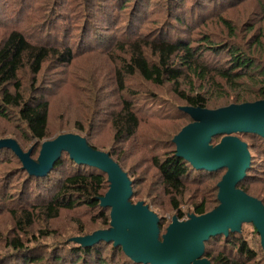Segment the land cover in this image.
<instances>
[{
    "label": "rangeland",
    "instance_id": "374dc122",
    "mask_svg": "<svg viewBox=\"0 0 264 264\" xmlns=\"http://www.w3.org/2000/svg\"><path fill=\"white\" fill-rule=\"evenodd\" d=\"M116 1L0 0V40L3 32L19 29L32 40L38 39L48 45L59 46L60 50L66 45L72 49L73 57L68 64L55 67L51 61L47 62L44 65V72H41L37 80L39 83L36 84L39 87L37 91H43L49 103V139L58 133L87 134L86 137L91 145L104 151H111L113 157L119 159L123 169L135 181L133 185L135 195L132 196L131 201L134 203L144 201L148 204L150 209L162 219V229H164L171 222V218L178 214V209L172 207L170 196L162 191L151 159L156 155L163 156L174 148V145H170L173 136L190 123L191 119L177 112V105L185 104V101L176 95L170 82L158 86L135 74L125 75L124 89L119 87L121 76H118L117 70L121 72L124 70L121 64L126 54L113 48L114 40H123L127 36L140 33L153 34L157 28L155 26L157 21L153 19L154 17L145 22L140 20V24L135 26V31L129 34L127 31L129 9L120 10L118 6H114ZM260 1L264 5V0H245L239 2V5L228 7L223 13L230 18L235 27L230 44L240 47L241 50L255 49L253 55L263 58L260 61L264 63V16H262L263 9ZM149 10L152 15H155L156 5L151 2ZM216 12L219 11L209 7L205 14L211 15ZM248 20L256 22V26L251 31L243 26ZM199 29L215 34L218 41L227 36V30L213 17L205 16L199 27L193 31L196 32ZM253 33L254 35L262 34L261 45L253 46L254 39L247 41ZM94 36L102 37V41L96 40ZM84 41H88L87 44L83 43ZM206 55L212 66L215 60L224 58L223 53L219 56H210V53ZM20 75L23 89L27 91L31 79L23 71ZM256 82H259V79L245 84L239 83L238 86L242 91H247L255 88ZM181 88L187 91L192 89L193 94L199 91L203 93L208 101L207 107L211 109L232 103L235 95V90L229 89L220 79L213 82L198 78L182 80ZM123 99L132 104L140 118V124L134 137L114 144V131L110 118L120 109ZM237 135L250 146L251 170L249 177L242 182L250 193H259L264 200V145L260 151L259 148L254 147L259 143V135L252 133ZM221 137L222 134L214 135L211 143H218ZM1 138L16 139L25 151L34 146L33 158L38 155L40 144L35 145L25 137L22 125L15 117L7 120L0 118ZM3 152L12 157L8 151ZM2 156H4L3 153L0 154V157ZM9 166H11L10 163L0 164V175ZM72 167L73 164L69 158L62 157L59 169L52 171V174H56L55 180L62 178L65 172L69 173ZM224 171L219 169L212 172L210 176L202 178L195 173L191 174L192 177L186 185L185 192L181 197H177L179 210L184 214L180 220L194 213V205L203 198L209 202L207 204L209 210L218 205L214 202L216 191L213 186L221 179ZM41 220L47 224H42ZM13 221L11 215L0 207V258L4 264H69L56 263L53 260L56 254L67 258L74 252L72 244L64 243L69 236L75 237L79 233L87 235L96 230L105 229L101 228L98 215L85 208L62 211L52 220H45L38 216L33 228L25 233H21L20 230L18 232ZM37 229L52 233L48 237L40 238L39 235L36 238L32 237V241L28 242L27 238L31 234H38ZM17 235H20L23 242L27 244L25 252L19 254L12 251L5 240ZM239 235L260 255V238L252 224H242ZM102 248L103 255L108 257L111 254L112 244L104 243ZM23 254H25L24 258ZM8 258L9 261H7ZM36 258L40 259L35 260ZM256 264H264V259H258Z\"/></svg>",
    "mask_w": 264,
    "mask_h": 264
},
{
    "label": "trees",
    "instance_id": "16d2710c",
    "mask_svg": "<svg viewBox=\"0 0 264 264\" xmlns=\"http://www.w3.org/2000/svg\"><path fill=\"white\" fill-rule=\"evenodd\" d=\"M243 1L245 0H157V2L154 0H117L114 6H118L120 10L129 9L127 17L129 34L135 31V26L140 24V20L145 22L154 17L153 19L157 21L155 24L157 28L153 34L144 35L140 33L127 36L123 40H114L113 48L126 54L121 64L124 69L123 73L119 69L117 70L118 76H121V78L119 77V87L124 89L125 75L138 74L142 79L158 86L170 82L176 95L185 101V104L179 106L209 108L207 107V98L203 93L199 91L193 94L192 89L187 91L181 88V81L198 78L202 81L213 82L220 79L229 89L235 90L232 103L264 99V63L260 61L263 58L254 56L255 49L253 48L252 51L249 49L241 50L240 47L230 44L235 27L230 18L223 13L228 7L239 5V2ZM151 2L156 5L155 15H152L149 10ZM260 6L263 9L262 16H264V5L261 1ZM209 7L219 12L206 15L205 12ZM205 16L217 19L227 30V36H229L222 37L218 41L215 34H210L206 30L199 29L194 32L193 30L199 27ZM243 26L251 31L256 26V22L248 20ZM261 36L262 34L254 35L253 33L247 41L254 39L253 46L261 45ZM94 37L96 40L102 41V37ZM87 42L84 41L83 43L87 44ZM206 53H210V56H219L220 53H223L224 58L215 60L213 62L215 64L212 66ZM72 57V49L67 45L60 50L59 46L48 45L38 39L32 40L24 31L19 29H9L2 33L0 40V118L7 120L15 117L21 123L25 137L34 142L35 145H41L43 141L53 139L61 134L58 133L49 139V103L44 92L37 91L39 89L36 86L38 77L41 72H44V65L47 62L50 63L51 61L55 67L63 66L68 64ZM22 71L27 73L31 79L27 91L23 89L22 76L20 75ZM258 79L259 82H256L255 88L247 91L239 89V83L245 84ZM120 106V109L110 118L114 131V144L128 141L134 137L140 124V118L128 100L123 99ZM179 106L176 107L177 112L187 115L179 110ZM81 136L86 138L90 146L104 151L91 145L86 137L87 134ZM259 139V143L254 147L259 148L260 151L264 145V136H260ZM170 145H174L172 140ZM19 146L21 147L20 144ZM249 149L250 146L248 145ZM5 150L11 153L12 157L6 155L3 152ZM104 152H108L110 157L124 170L119 159H115L111 151ZM1 153L4 156L0 157V164L10 163L11 166L0 175V207L11 215L17 231L20 230L21 233H25L32 229L38 216L45 220H52L57 218L62 211H72L78 208H85L97 214L101 221V228L109 226L110 208L101 207L99 203V198L108 189L105 173L94 167L76 164L66 153H62L48 174L40 177L31 176L22 169L19 158L11 150L3 148L0 149ZM31 157L33 158V153H31ZM62 157L69 158L73 167L69 173L65 172L66 174L62 178L55 180L56 174H52V171L59 169ZM151 164L157 171L162 191L170 196L172 207L178 209L176 216L179 219L183 218L184 214L179 210L177 197H181L185 192L186 185L189 184L188 181L192 177L191 174L195 173L202 178L210 176L214 172L195 169L188 161L177 157L175 145L163 156H153ZM250 165L237 187L264 204L259 193H250L247 186L242 182L249 177ZM126 173L132 181V196H134L133 185H135V181L131 179L128 172ZM216 184L213 186L216 191L214 202L218 203ZM46 196L48 198H45ZM14 203L16 205H10ZM208 203L205 198L197 202L192 214L201 215L210 211L207 208ZM159 219L160 233H163L165 228L162 229V219L160 217ZM40 222L44 223L42 220ZM37 233L31 234L27 241L31 242L32 237L36 238L38 235L40 238L48 237L52 232L37 229ZM239 233L229 232L227 236L215 235L210 237L205 242L204 257L211 264H256L258 259H264V249L261 243L259 255L257 250L249 247L241 239ZM81 235L83 234L79 233L75 236ZM71 237L73 236H69L64 243L66 245L72 244L74 252L69 254L67 258L58 254L54 255L53 260L56 263L137 264L126 257L119 246H113L112 242H109L112 244L111 254L106 257L102 250L105 241H100L89 247H82L69 241ZM5 240L10 249L18 254L25 252L27 248V244L23 242L20 235ZM24 256L25 254L22 255L23 258ZM39 259L36 258L35 260ZM0 264H4L2 258H0Z\"/></svg>",
    "mask_w": 264,
    "mask_h": 264
},
{
    "label": "water",
    "instance_id": "95a60500",
    "mask_svg": "<svg viewBox=\"0 0 264 264\" xmlns=\"http://www.w3.org/2000/svg\"><path fill=\"white\" fill-rule=\"evenodd\" d=\"M191 122L176 133L172 142L176 156L195 169H225L217 182L218 205L201 215H176L160 233L159 217L144 201L132 202V181L108 152L90 146L77 133H61L41 143L36 158L32 147L23 151L13 138H1L0 149L11 150L22 169L31 176H45L62 153L76 164L97 168L107 176L108 189L99 198L101 207L110 208L109 226L91 234L69 239L82 247L100 241L119 246L126 257L140 264H211L204 257L205 242L215 235L241 232L242 224L251 223L264 249V204L237 187L250 165L248 144L236 134L264 136V99L231 103L215 109L179 106ZM212 144L214 135H221Z\"/></svg>",
    "mask_w": 264,
    "mask_h": 264
}]
</instances>
